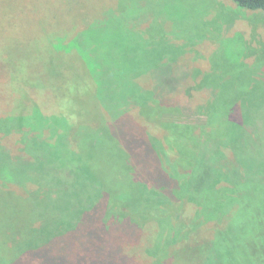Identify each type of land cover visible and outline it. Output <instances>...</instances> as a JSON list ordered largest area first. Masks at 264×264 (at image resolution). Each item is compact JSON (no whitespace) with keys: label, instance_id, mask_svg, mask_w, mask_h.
<instances>
[{"label":"rangeland","instance_id":"1","mask_svg":"<svg viewBox=\"0 0 264 264\" xmlns=\"http://www.w3.org/2000/svg\"><path fill=\"white\" fill-rule=\"evenodd\" d=\"M194 79L209 80L215 89L207 94ZM186 87L194 94L185 95ZM137 95L160 111H182L179 131L181 123L199 124L195 110H214L204 121L216 120L212 128L222 141L208 138L210 127L193 133L214 160V168L202 161L204 177L221 174L227 181L208 193L220 198L219 211L230 192L250 195L264 226V14L231 0H0V264L152 259L145 251L157 223L140 228L107 213L139 204L118 191L119 147L135 180L147 183L171 168L157 160L159 151L181 148L168 138L170 129L160 133L151 109L138 112ZM39 109L50 131L64 130L54 135L47 123L42 128L45 118L32 133L17 132V113L33 110L35 118ZM238 116L241 125L230 124ZM237 151H247L246 162L256 160L255 187L236 163ZM221 165L226 172L219 173ZM108 179L115 181L113 191ZM260 237L264 264V228ZM168 255L164 263L173 264Z\"/></svg>","mask_w":264,"mask_h":264},{"label":"trees","instance_id":"2","mask_svg":"<svg viewBox=\"0 0 264 264\" xmlns=\"http://www.w3.org/2000/svg\"><path fill=\"white\" fill-rule=\"evenodd\" d=\"M231 1L238 8L264 14V0ZM80 46L81 44H76L75 47L78 49L74 50L81 56L82 62L84 63V58H88H86L87 55L83 54V50ZM69 51H71V49L69 50L67 48V50H63V54L69 53ZM80 51H82L83 56ZM52 55H54L53 52ZM198 81L199 79H194V85ZM199 84L200 88L207 90V94L209 89H215V87H213L215 84H210L209 80H201L198 82V85ZM184 91L185 95L194 94V89L192 90L188 87H186ZM188 91L191 93H188ZM237 100L242 101L243 98H238ZM135 102L139 105L138 112H143L142 107L151 109L152 114L155 113L157 117L156 124L159 127L160 133L162 134V130L165 127L170 129L171 133L168 138L179 140L181 148L177 152L175 147L171 145L170 148L159 151V153L162 152L160 154L163 158L160 157L159 159L156 157L157 160H168L169 163H167V165H170L171 168L167 169L168 172L163 169V171H166L163 177L156 173L155 178L153 176L151 180L153 181L152 184H149L151 181L147 183L135 180L131 170H128L125 166V160L121 155L122 151L119 147L120 168L123 173V178L117 181L119 186L118 191L121 192V194H119L123 200L127 201L130 200L129 196L131 195V198L137 200L139 204L134 211H132L130 205L120 207L115 213H113L110 208L107 210L109 216L116 214V216L127 222L132 220L131 224L140 228H143L147 221H153L154 224L157 223V231L154 232L155 236L148 244V249L145 247L147 249H145V254L147 253V255L152 258L147 264H165L163 261L164 258L162 259V257L167 254L174 258L173 264H177L178 261L185 262L186 264H259V257L261 254H258V249L260 248L258 241L261 239L260 234L263 232L264 226L261 223L258 212H256L257 209L253 207V200H255V198H252L250 195H243L237 191H232L227 198H223V206L226 209L219 211L215 206L220 198L214 197V195L208 193L213 187H223L227 181L222 179L221 174H218L213 180L210 176L204 177L205 170L202 171L205 168L204 163L214 168V160L210 153L204 152V149H202L201 152V145L198 143L197 139L193 137V133H195V128L197 127L201 128L204 133L214 127V122L216 120H211L210 124L204 121V117L213 115L214 110H205L204 108H199L198 111L195 110V112H197L195 114L200 116L199 124L194 125L189 124V122L181 123L183 124V131H179L181 126L178 125V123H180L179 120L182 111L178 112V110H176L178 112L177 114L168 113L165 109L160 111L161 109H156L154 106H148V99H145L141 95L135 96L133 104ZM196 107H198V105ZM32 111L33 110H31L30 113H24V111H19L17 113V125L18 128H20L17 132L21 133L26 130L22 132V134H26L27 132L30 134L34 128H40L39 126L45 118L46 122L42 124V128L47 123L46 127H48L49 130L50 123L47 121V117L43 115L44 113L42 110H37L38 114L35 118L31 115ZM58 114L61 115L59 112ZM127 114L125 110L124 115ZM227 115L229 114L227 113ZM54 117H56V115H50L48 117L49 119L53 118L50 119L52 123L54 122L53 124H55ZM24 119L27 120L26 124H24ZM239 119L240 116H238V121H234V123L230 122V124L241 125ZM176 126L178 128V133L176 132ZM207 127L210 128L206 130ZM61 130L64 129L57 128L54 132L57 131L60 133ZM209 131H211V134ZM209 131L206 133L208 138L214 137L218 140V143L222 141L221 138L223 137L221 134L218 135L214 132L215 128ZM49 132L55 135L53 131L49 130ZM225 136H227V134H225ZM248 151L250 152V148ZM246 152L247 151H237L241 157L236 163L243 167L242 174L245 176L248 185L250 187H255L258 180L256 171L259 170L256 166V160L251 159L246 162ZM223 159L226 162L233 161L231 158ZM203 160L204 163L202 162ZM198 168L199 171H202L201 175L197 173ZM217 168L219 173L226 172L221 170L222 165ZM125 176L127 177L125 178ZM114 182L115 181L110 180V183L107 184L108 190L113 191L111 185H113ZM173 182L175 185L171 187L170 184ZM230 186L231 183L227 184L226 188ZM201 188H204V190H201ZM207 188L208 190L205 192ZM233 206H235L236 209H234V211L231 210ZM152 208L156 209L153 216L150 214ZM81 209L82 208H79V211ZM66 210L68 211V209ZM25 214H27L26 210ZM174 214H178L181 218L176 219V222L172 223L170 216H174ZM222 221L226 224L220 227ZM233 242H237L236 245L233 244ZM234 251L237 252V255L234 254ZM188 257H190V260ZM167 263L169 262L167 261Z\"/></svg>","mask_w":264,"mask_h":264}]
</instances>
